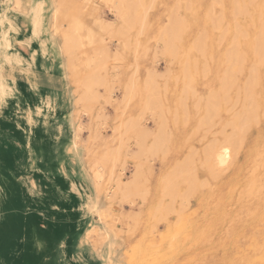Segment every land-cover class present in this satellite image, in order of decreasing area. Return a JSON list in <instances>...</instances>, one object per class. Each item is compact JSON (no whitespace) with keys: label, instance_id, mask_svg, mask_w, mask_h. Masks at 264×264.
I'll return each mask as SVG.
<instances>
[{"label":"rangeland","instance_id":"1","mask_svg":"<svg viewBox=\"0 0 264 264\" xmlns=\"http://www.w3.org/2000/svg\"><path fill=\"white\" fill-rule=\"evenodd\" d=\"M120 1L68 0L64 3L61 8L62 25L76 40L74 47L71 46L70 55L67 54L73 62H70L68 69L63 67L67 57L64 58L59 49L62 37L58 34L59 38L57 36V41L54 42L58 55L48 34L44 32L46 23L41 17L38 18L39 22L34 24L32 32L33 36H40L41 30L43 36L40 38L42 65L39 58L37 61L42 73L39 75L41 80L36 79L39 83L36 91L33 77L32 80L29 77L24 79L29 87L15 81V74L28 75L31 72L27 68L31 65L30 60L22 57L19 51L20 46L29 48L31 39L27 36L25 42L19 41L22 29L18 18L11 16L8 19L6 16L13 0H0L3 3L0 5V131L7 132L4 136L5 143H1L0 148H9L0 150L3 164L8 168L4 178L0 177V264H102V259L108 264H135L141 261V264H244L247 257L257 255L255 240L264 238V55L262 60L257 59L251 46L258 36L264 40V14L260 9L264 0H221V3L220 0H130L138 2V5L130 9L133 18L130 28L124 26L125 21L113 9ZM234 3L240 5L236 6ZM48 9L44 10L47 17L50 13ZM172 12L176 13L175 17ZM31 14L38 17L36 12ZM171 16L181 18L179 20L182 25L172 43V47L178 48L174 47L165 54L167 51L163 44V33L172 21ZM21 23L25 25L24 20H20ZM213 25L221 27L214 26V30ZM121 29L124 33H121ZM223 31L225 34L222 35ZM161 36L163 37L160 38ZM220 37L223 41H220ZM162 39L164 42H161ZM202 48L203 51L205 48L206 54L201 53ZM230 53L241 56L242 61L237 63L239 65L231 66L228 62ZM170 54L172 57H169ZM96 56L100 62H97ZM243 60L246 61L243 63ZM46 68L50 71H47L49 75ZM228 68L232 69L229 71ZM97 69L102 71L96 75ZM224 73L229 80L227 82H232L231 86L228 85L230 89L233 87L231 90L227 85V88L224 86ZM93 77H100L101 83H92ZM251 78L257 84L252 83ZM89 82L93 88L87 91L83 87ZM84 83L86 84L83 85ZM130 86H134V89ZM222 86L227 92L230 90V94ZM126 89L127 92L132 90V95L131 92L126 93ZM93 92L97 97L93 96ZM38 94L42 99L35 112L37 115L42 112V121L34 125V119L31 122L28 118L33 115L29 110L32 104L28 105L26 100L32 102ZM85 95L88 102L84 100ZM154 95L158 98H153ZM152 98L159 107L153 106L155 104ZM85 102L86 107L88 105L86 109L92 114L86 111ZM210 105L214 107V112ZM247 109L252 110L251 116H247ZM242 115L244 116L241 117ZM73 118L78 123H73ZM242 122L244 126L239 130ZM160 127L164 128L161 132L165 135L159 133L162 130ZM34 130L47 132L48 140L44 141H48V150H35L39 143L34 140L33 148L29 144L30 148L27 149L25 138ZM78 130L80 131L77 132ZM158 133L165 136V139ZM76 134L79 151L74 153L69 151L66 144ZM230 134H233L232 138H237H234L237 143L233 139L231 151H236L235 154L231 152L229 161L232 167H224V172L215 170L213 175L207 169L209 165L203 154L208 152L211 143L222 144ZM62 136L65 139L59 140ZM153 137L163 144H159L161 149L157 147V152L153 151L156 154L150 151L153 141H156ZM0 141L2 142V136ZM240 141L243 143H238ZM141 145L146 154L139 157ZM43 147L45 148L44 144ZM103 160L106 161L102 171L103 180H99V190H94L93 186L92 189L99 200L104 198L103 201L108 204L103 209L106 224H100L99 232V219L96 214L91 216L96 234L94 231L87 236L88 239L84 238L83 242L78 243L84 249V258L75 261V237L90 219L85 217V189L71 166H77L86 183L96 173L95 164L102 163ZM183 162L188 167L182 165ZM135 167L142 170L141 173ZM228 167L230 169L226 170ZM171 170L174 178L170 176ZM68 172L76 179L68 178ZM136 172L143 176L140 179L141 187L125 197L120 194L116 185L121 180H131L137 175ZM33 182L42 184L43 190ZM47 182L65 191V210L57 207L61 204L59 201L45 195V190L50 191L44 189ZM64 182L66 185H63ZM188 183L194 184L195 188ZM170 186L176 188L174 192L171 187L170 198L172 192L173 197L178 194L175 199L171 198L174 202L169 198L164 199L165 195H169L166 188ZM169 204H173L172 209L175 210ZM124 207L132 214H126ZM167 207L172 211H166ZM176 212L181 214L176 215ZM107 228L112 229L108 230V235ZM183 234L188 236H182ZM166 235L169 236L167 240ZM171 235L177 243L171 240ZM115 239L117 241L114 242ZM111 241L114 242L112 245ZM180 241L182 242L179 243ZM133 257L136 258L134 261L131 259ZM111 258L113 262L110 261Z\"/></svg>","mask_w":264,"mask_h":264},{"label":"bare ground","instance_id":"2","mask_svg":"<svg viewBox=\"0 0 264 264\" xmlns=\"http://www.w3.org/2000/svg\"><path fill=\"white\" fill-rule=\"evenodd\" d=\"M68 0H13V2H12V5H13V9H11L12 10V14L11 15H13L14 17H16V18H23V20L25 21V22H27L29 25H31V24H35V23H37V22H39V20H38V18L39 17H41V20L43 21L44 20V22L46 23V27H45V34L47 33L48 34V38L50 39V41L52 42V44H53V48H55L56 46H55V41H57V36H58V34L62 37V39H61V45L59 46V49H60V53H61V55L62 56H64V58H65V56L67 57V60H66V62H64L65 64L63 65V67H65V69H68L69 67H70V62H71V60H70V58L71 57H69V55H70V51H71V46H73L74 47V45L73 44H76V40H75V37H73L72 35H70V34H68V32L64 29V27H63V25H62V20H63V15H62V13H61V8L64 6V3L65 2H67ZM107 1H109V0H107ZM117 1V0H116ZM140 1V0H139ZM154 0H152L151 2H153ZM219 1V0H218ZM252 1V0H251ZM250 1V2H251ZM255 1V0H254ZM118 2H119V0H118ZM215 2V1H214ZM234 2H235V0H234ZM218 3V2H217ZM220 3H221V0H220ZM139 4H140V2H139ZM252 4V3H251ZM251 4H249V5H251ZM263 4V3H262ZM136 5H138V2L136 3V2H134V1H130V0H121L120 1V3L116 6V8H115V6H114V8L113 9H116V12H117V16H120L125 22H124V26L126 27V25L130 28V26H132V24H133V22H131L132 21V14H131V12H130V9L133 7V6H136ZM234 5H236L235 3H234ZM238 5V4H237ZM236 5V6H237ZM240 5V4H239ZM238 5V6H239ZM246 5V4H245ZM253 5V4H252ZM251 5V6H252ZM187 6H188V4H187ZM177 7V6H176ZM214 7V6H213ZM49 8V9H48ZM238 8V10L240 9V7H237ZM45 9H48L49 10V15H48V17H47V14H45L44 13V10ZM260 9H261V12H262V15L264 14V4L260 7ZM186 10H190V9H188V8H186ZM175 11V10H174ZM241 11V10H240ZM38 13V17L36 18V17H33V14H31V13ZM188 12V11H187ZM235 12V11H234ZM173 14H174V12H172ZM235 13H238L237 11L235 12ZM176 14V13H175ZM175 14L173 15L174 17H175ZM116 15V14H115ZM224 15V14H223ZM236 15V14H235ZM261 15V16H262ZM236 16H238V15H236ZM251 16V15H250ZM249 16V17H250ZM47 17V18H46ZM172 17V16H171ZM174 17H172V19H170V20H172L170 23H169V25L166 27V29L164 30V33H163V36H164V38H165V43H163L164 44V46H165V50L167 51V52H164L165 54L166 53H168L169 51L171 52L172 51V49L174 48V47H177V46H173L172 47V43H173V41L177 38V32H178V30L179 29H181V25H182V21H180L181 20V18H179V19H177L178 17H176V18H174ZM219 17V16H218ZM221 17V16H220ZM207 18V17H206ZM262 18V17H261ZM218 19H220V18H218ZM259 19H260V17H259ZM119 20V19H118ZM169 20V21H170ZM66 22V21H65ZM215 22H217V21H215ZM221 22H223V21H221ZM220 22V23H221ZM220 23L218 24V25H220ZM224 23V22H223ZM218 25H216L218 28H220L223 24H221V26H218ZM32 26V25H31ZM215 25H213L212 26V28L214 27ZM215 26V27H216ZM228 26V25H227ZM183 27H186V26H183ZM121 28V27H120ZM120 28H119V30H120ZM239 28V27H238ZM241 28V27H240ZM214 29V28H213ZM227 29V28H226ZM122 30V29H121ZM128 30V29H127ZM127 30L125 31V32H127ZM215 30V29H214ZM217 30H219V29H217ZM242 30V29H241ZM123 31V30H122ZM129 31V30H128ZM236 31V30H235ZM240 31V30H239ZM238 32V31H237ZM261 32V31H260ZM121 33H124V31L123 32H121ZM180 35H181V33H179ZM223 34H225V32L223 31V33H222V35ZM239 34V33H238ZM161 35V34H160ZM246 35V34H245ZM121 36V35H120ZM163 36H161L160 38H162ZM205 36H207L208 37V35H205ZM244 36V35H243ZM124 37V36H123ZM204 36H202V38H203ZM206 37V38H207ZM223 37V36H222ZM248 37V36H247ZM247 37H246V39H247ZM58 38H59V36H58ZM181 38V37H180ZM225 38V37H224ZM197 39V38H196ZM223 39V38H222ZM221 39V37H220V41L222 40ZM237 39V38H236ZM180 40H182V39H180ZM198 40V39H197ZM196 40V41H197ZM204 40H207V39H205V37H204ZM238 40V39H237ZM236 40V41H237ZM164 42V40L162 39L161 40V42ZM208 41V40H207ZM223 41V40H222ZM263 41L264 40H262L261 39V36H258V37H256L254 40H253V42H252V45L251 46H253V53H254V56L257 58V59H259V60H262V58H263V55H264V45H263ZM177 42V41H176ZM179 42V41H178ZM180 42H182V41H180ZM198 42V41H197ZM199 42L200 43H203L202 42V40H199ZM235 42V41H234ZM175 43V42H174ZM193 43H195V42H193ZM220 43V42H219ZM220 44H222V43H220ZM237 45H239L238 43H236ZM175 45V44H174ZM192 45V44H191ZM201 45V44H200ZM205 45H206V43H205ZM163 46V47H164ZM72 47V48H73ZM196 48V50H197V47L196 46H193V48ZM202 47V45L200 46V48ZM203 47H205L206 48V46H204V44H203ZM230 47H233V45L231 46L230 45ZM178 48V47H177ZM194 48V49H195ZM199 48V49H200ZM205 48H204V51H203V48H202V51L204 52H201L202 54H206L205 53ZM233 48H235V47H233ZM237 48V47H236ZM74 49V48H73ZM175 50H177V49H175ZM175 50H173L174 52H175ZM178 51V50H177ZM201 51V50H200ZM230 51V50H229ZM228 51V52H229ZM231 51H234V50H231ZM230 51V52H231ZM235 51H237V49L235 50ZM55 52H57L56 51V48H55ZM190 52V51H189ZM237 52H239V50L237 51ZM73 53V52H72ZM176 53V52H175ZM185 53V52H184ZM57 54H58V52H57ZM67 54H69L68 56H67ZM174 54V53H173ZM199 54V53H198ZM59 55V54H58ZM72 55V54H71ZM61 56V57H62ZM172 57V55L170 54L169 55V57ZM174 56L176 57V55L174 54ZM202 56V55H201ZM226 57V56H225ZM204 58V57H203ZM96 60H97V56H96V58H95ZM175 59V58H174ZM177 59V58H176ZM243 59V58H242ZM187 61H188V59H186ZM204 60H206V59H204ZM241 60V56H239V55H237V54H234V53H230V55H229V60H228V62H230L231 63V66H232V64H235V66H236V64L237 63H239V61ZM65 61V60H64ZM95 61V60H94ZM173 61H176V60H173ZM242 61V60H241ZM244 61H246V60H243V63H244ZM97 62H100V61H98L97 60ZM197 62V61H196ZM73 62H71V64H72ZM106 63V62H105ZM185 63H188V62H185ZM190 64H191V62H189ZM243 63L241 62V66H243ZM264 63V62H263ZM99 64V63H98ZM195 64V63H194ZM228 64V63H227ZM195 65H197V64H195ZM237 65H239V64H237ZM171 66V65H170ZM234 66V65H233ZM62 67V66H61ZM72 67V66H71ZM101 67V66H100ZM187 67V66H186ZM194 67V66H193ZM209 67V66H208ZM205 68V67H204ZM253 68V67H252ZM47 70L46 71H48V72H50L49 70H48V68H46ZM71 69V68H70ZM69 69V70H70ZM101 69V68H100ZM100 69H97L98 70V72H96V75L99 73V71H102V70H100ZM198 69V68H197ZM229 69V68H228ZM230 69H232V68H230ZM230 69H229V71H230ZM241 70H243V67H241L240 68ZM239 69V70H240ZM189 70V69H188ZM251 70V69H250ZM71 71V70H70ZM92 71V70H91ZM186 71V70H185ZM204 72L206 71V70H203ZM252 71V70H251ZM251 71L249 72L251 75H252V73H251ZM254 71H257V70H254ZM234 72H232V74H233ZM240 73H241V71H240ZM100 74V73H99ZM196 74V73H195ZM228 74V73H227ZM236 74V73H235ZM68 75V74H67ZM90 75V74H89ZM93 75H95V74H93ZM194 75V74H193ZM206 74H204L203 73V77L205 76ZM231 75V74H230ZM250 75V77H252ZM51 76V75H50ZM226 75H225V73H224V77H225ZM228 76V75H227ZM232 76V75H231ZM234 76H236V75H234ZM192 77V76H191ZM190 77V78H191ZM207 76H205V78H206ZM257 78H258V76H256ZM46 78V77H45ZM68 78H70V77H68ZM88 78V77H87ZM90 78V77H89ZM94 79H93V82L92 83H94V84H96V82H98V83H101L100 82V80L101 79H97L96 77H93ZM187 78H188V76H187ZM225 78H226V80H225ZM224 79H223V81L225 80V82H224V86L226 87V85H227V87H229L228 85H230L227 81H229V80H227V77H225ZM47 79V78H46ZM106 79V78H105ZM228 79H229V77H228ZM252 79V78H251ZM254 79V78H253ZM253 79H252V81H253ZM103 80V79H102ZM249 80H250V78H249ZM53 81V80H52ZM66 81V80H65ZM185 81V80H184ZM187 81H189L188 79H187ZM252 81H250V82H252ZM256 81V80H255ZM255 81H253L252 83H256L257 84V82H255ZM86 82V81H85ZM130 82V81H129ZM128 82V83H129ZM234 82V81H233ZM248 82V81H247ZM106 83V82H105ZM132 83V82H131ZM86 83H84L83 85H85ZM93 84V85H94ZM223 84V83H222ZM80 85V84H79ZM87 85V87H85ZM83 88H87V91L89 90H91L93 87H91L92 86V84H90V82L88 83V84H86ZM131 85V84H130ZM133 85V84H132ZM233 85V84H232ZM253 85V84H252ZM251 85V86H252ZM67 86V85H66ZM96 86V85H95ZM101 86V85H100ZM188 86V85H187ZM231 86V85H230ZM249 86V85H248ZM8 87L10 88V89H12V90H14V88L12 87L11 88V86L10 85H8ZM126 87H128V86H126ZM130 87H132V86H130ZM134 87V86H133ZM132 87V88H133ZM223 87V86H222ZM225 87H223L224 89H226ZM186 88V87H185ZM233 88V87H232ZM231 88V89H232ZM245 88H246V86H245ZM253 88V87H252ZM134 89V88H133ZM223 89V90H224ZM229 89H230V87H229ZM230 89V90H231ZM230 90H228V92L230 91ZM247 90V89H246ZM132 90H130V91H128L129 93L131 92ZM224 91H226L227 92V89L226 90H224ZM248 91V90H247ZM127 92V89H126V93H128ZM134 92V91H133ZM227 92V93H228ZM75 93V92H74ZM87 93V92H86ZM90 93V92H89ZM92 93V92H91ZM154 93H156V92H154ZM223 93V92H222ZM227 93H225L226 95H227ZM240 93V92H239ZM76 94V93H75ZM93 96H96V94L93 92ZM151 94V93H150ZM225 94H224V96H225ZM228 94H230V92L228 93ZM250 94V93H249ZM71 95H73V92H72V94ZM87 95H88V93H87ZM131 95H132V92H131ZM131 95H126V97L127 96H131ZM156 95V94H155ZM153 96V98L154 97H156V96ZM185 95V94H184ZM214 95V94H213ZM213 95H212V97H213ZM239 95V94H238ZM237 95V96H238ZM248 95V94H247ZM86 96V95H85ZM91 96H92V94H91ZM219 96V95H218ZM75 97H76V95H75ZM97 97V96H96ZM96 97H95V99H96ZM187 97V96H186ZM185 97V98H186ZM227 97V96H226ZM230 97V96H229ZM83 98H84V96H83ZM87 96H86V98L84 99L86 102H88L87 101ZM92 98V97H91ZM129 98V97H128ZM148 98H151V96H148ZM152 98V99H153ZM156 98H158V97H156ZM220 98V97H219ZM228 98V97H227ZM237 98H239V97H237ZM248 98V97H247ZM131 99V98H130ZM215 99V98H214ZM226 99V98H225ZM80 100H82V97H80ZM109 100V99H108ZM237 100V99H236ZM245 100V99H244ZM263 100V99H262ZM75 101V100H74ZM73 101V102H74ZM123 101V100H122ZM125 101V100H124ZM123 101V102H124ZM154 99H153V103H154ZM157 101V100H156ZM159 101V100H158ZM214 101V100H213ZM219 101V100H218ZM228 101V100H227ZM238 101V100H237ZM254 101V100H253ZM79 102H82V101H79ZM78 102V103H79ZM86 102H85V109L86 108H88V105H87V107H86ZM89 102H91V99H90V101ZM121 102V101H120ZM126 102V101H125ZM149 102V101H148ZM231 102V101H230ZM236 102V101H235ZM76 103V102H75ZM122 103V102H121ZM129 103H130V101H129ZM128 103V104H129ZM88 104V103H87ZM150 104V103H149ZM152 104V103H151ZM155 105H153V106H157V107H159L158 105H157V103H154ZM214 104V103H213ZM228 104V103H227ZM253 104V103H252ZM252 104H250V105H252ZM75 105H77V104H75ZM218 105V104H217ZM216 105V107H218ZM236 105H238V104H236ZM235 105V106H236ZM249 105V104H248ZM80 105H78V107H79ZM234 106V108L236 109L237 107H235ZM76 107V106H75ZM81 107V106H80ZM243 107V106H242ZM256 107V106H255ZM258 107V106H257ZM77 108V107H76ZM210 108L211 109H213V111L212 112H214V107H211V105H210ZM233 108V107H232ZM20 109H24L23 107L21 108L20 107ZM75 109V108H74ZM73 109V110H74ZM82 109H84V108H82ZM81 109V110H82ZM90 109V108H89ZM92 109V108H91ZM207 109H209V107L207 108ZM234 109V110H235ZM243 110H244V108H242ZM88 109H86V111H87ZM246 110V109H245ZM248 110V109H247ZM78 111V110H77ZM90 111H92V110H90ZM209 111V110H208ZM249 111V113H248V115L247 116H251L252 115V113L253 112H250V111H252V110H248ZM253 111H255V110H253ZM88 112H89V110H88ZM210 112V111H209ZM256 112V111H255ZM92 114V112H89V114ZM229 113V112H228ZM227 113V114H228ZM231 113V112H230ZM229 113V114H230ZM240 113V112H239ZM250 113H251V115H250ZM257 113V112H256ZM74 114V113H73ZM80 114V112H78V114L77 115H79ZM87 114V113H86ZM245 114V113H244ZM76 115V114H75ZM254 115V117L253 118H255V114H253ZM73 116V115H72ZM92 116V115H91ZM90 116V117H91ZM237 116H239V115H237ZM244 115H242L241 117H243ZM76 117V116H75ZM74 117V118H75ZM213 117H216V116H213ZM217 117H218V115H217ZM234 117V116H233ZM232 117V118H233ZM245 117H246V115H245ZM73 118V119H74ZM234 118H236V116L234 117ZM256 118H259V116L258 117H256ZM75 119H77V118H75ZM75 119H74V121H72L73 123H75V122H77L78 123V121H75ZM78 119H79V116H78ZM215 119V118H214ZM243 119V118H242ZM250 119V118H249ZM58 120V119H57ZM159 120H161L160 118H159ZM247 120V119H246ZM236 121V120H235ZM240 122H241V120H239ZM243 121V120H242ZM244 121H245V119H244ZM259 121H260V119H259ZM237 122V121H236ZM239 122V123H240ZM256 122H257V120H256ZM72 123V124H73ZM246 123V122H245ZM228 124H231V123H228ZM227 124V125H228ZM234 124V123H233ZM78 125V124H77ZM80 125V124H79ZM86 125V124H85ZM129 125V124H128ZM163 125V124H162ZM247 125V124H246ZM257 125V124H256ZM73 126V125H72ZM75 126V125H74ZM121 126V125H120ZM130 126V125H129ZM128 126V128H130ZM230 126V125H229ZM229 126H228V129H229ZM235 126V125H234ZM244 126V124H243V122H242V125L240 124V127H239V130H240V128H242V127ZM89 127V126H88ZM132 127V126H131ZM162 127V126H161ZM160 127V129H162ZM248 127V126H247ZM258 127V126H257ZM124 128H127V127H124ZM236 128V127H235ZM234 128V130H236ZM84 129V128H83ZM121 129V128H120ZM132 129V128H131ZM131 129H130V131H131ZM160 129H158V130H160ZM249 129V128H248ZM119 130V129H118ZM118 130H116V131H118ZM164 130V128L162 129V130H160L159 131V133L161 132V131H163ZM233 130V129H232ZM250 130V129H249ZM249 130H248V132H249ZM75 131H76V129H75ZM80 130H78L77 132H79ZM129 131V130H128ZM147 131V130H146ZM244 132H246V130L244 129L243 130ZM95 132V131H94ZM232 132V131H231ZM235 132V131H234ZM76 133V132H75ZM74 133V134H75ZM124 133H126V132H124ZM123 133V134H124ZM158 133V134H159ZM162 133V132H161ZM239 132H237V134H238ZM73 134V135H74ZM163 134V133H162ZM161 134V135H162ZM236 134V135H237ZM246 134V133H245ZM65 135H66V133H65ZM114 135H115V133H114ZM141 135V134H140ZM160 135V134H159ZM159 135H158V137H159ZM160 135V136H161ZM163 135H165V134H163ZM162 135V136H163ZM235 135V136H236ZM97 136V135H96ZM123 136V135H122ZM229 136V135H228ZM231 136H233V134H230V137H228V138H226V141L224 142V143H222V144H216L215 143V145H212V143H211V145H210V149H208L207 150V148L208 147H206V150L208 151L206 154H203L204 156L206 155V157L204 158L205 160H206V164H208L209 165V168H207V169H210V172L213 174V175H215V173H216V171H218V170H221V171H223L222 169H224V167H226L227 168V166L228 165H230L231 167H232V165L229 163V161H231V152H234V151H236V150H234V151H231L232 150V145H233V139L234 138H236V137H231ZM94 137V136H93ZM144 137V136H143ZM77 134L75 135V137H73V139H71V138H69V141H68V143L66 144L67 145V147H69V151H72V152H77V151H79L78 150V142H77ZM154 138V140L157 138V136H156V138L155 137H153ZM163 138L165 139V136H163ZM231 138H232V140H231ZM142 139V138H141ZM140 139V140H141ZM163 139V141L165 142V140ZM168 139V138H167ZM237 139V138H236ZM241 140H243V139H241ZM246 141V140H245ZM94 142V141H93ZM92 142V143H93ZM138 142V141H137ZM140 142V141H139ZM147 142V141H146ZM160 140L159 139H156V141L154 142L153 141V145L151 146L152 148L150 149V151L152 150V152L153 151H156L157 152V150L163 145V144H160ZM167 142V141H166ZM234 142H236L235 141V139H234ZM141 143H143V142H141ZM219 143V142H218ZM237 143V142H236ZM238 143H243V142H238ZM257 143V142H256ZM81 144V143H80ZM161 146H160V145ZM213 144H214V141H213ZM239 144V145H240ZM89 145V144H88ZM138 146H140V145H138ZM165 146V145H164ZM163 146V147H164ZM238 146V145H237ZM81 147H83V146H81ZM157 147H158V149H157ZM243 147V146H242ZM90 148H93V147H90ZM86 149V148H85ZM88 149V148H87ZM144 148H143V145H141V151H140V154H139V157H140V155L142 156L144 153L146 154V150H143ZM157 149V150H156ZM161 149V148H160ZM164 149H166L165 147H164ZM89 150V149H88ZM205 150V149H204ZM203 150V153L205 152ZM237 150H239V149H237ZM86 151V150H85ZM90 151V150H89ZM114 151V150H113ZM162 151V150H161ZM88 152V151H87ZM113 153V152H112ZM111 153V154H112ZM139 153V152H138ZM138 153H137V157H138ZM153 153H155V152H153ZM199 153V152H198ZM238 153V152H237ZM258 153V152H257ZM89 154V153H88ZM156 154V153H155ZM233 154V153H232ZM234 154H235V152H234ZM158 155H159V153H158ZM193 155V154H192ZM36 156V155H35ZM64 156V155H63ZM112 156V155H111ZM151 156H153V154L151 155ZM157 156V155H156ZM94 157V156H93ZM107 157V156H106ZM106 157H104V158H106ZM135 157H136V155H135ZM136 157V158H137ZM138 157V158H139ZM88 158V157H87ZM92 158V157H91ZM103 158V159H104ZM250 158V157H249ZM91 160H93V159H91ZM96 160V159H95ZM101 160V159H100ZM106 161H107V159H105ZM186 160H187V158H186ZM60 161V160H59ZM97 161V160H96ZM106 161H102V163H96L95 164V166H96V170H95V175L93 176V177H89V180H90V182L87 180L86 181V183L83 181V177H82V175H80L79 174V171L77 170V166L76 165H72L71 166V168L73 169V173H74V175H77L78 176V178L80 179L79 181H80V183L82 184V186H83V188L85 189V198H87L88 199V205H87V208H86V211L85 212H88V214H87V216L89 217V221L87 222V224H85V227L82 229V228H80L79 229V233L76 235V237H75V240H74V244H73V251H74V255L78 258V259H82V257H83V248L78 244V243H80V241H82L84 238L86 239L87 238V236H89L90 235V233H94V231H95V234H96V230H94V221H93V219H92V217L91 216H93V214L95 215V216H97L98 217V222H97V224L99 223V225H98V228H99V232H100V224L102 223V226L103 225H105L106 223H104V219L103 218H105L104 216H105V213H104V207H106L105 205H107L108 206V204H106L103 200H105L104 198L103 199H101V200H99V197L98 196H95V193H94V190H99V183H100V179L101 180H103L102 179V171H104V168H105V164H106ZM188 161V160H187ZM190 161V160H189ZM188 161V162H189ZM199 162V161H198ZM235 162V161H234ZM133 163H135V162H133ZM229 163V164H228ZM141 164H143V163H141ZM141 164L139 165V166H141ZM181 164V163H180ZM60 165V164H59ZM108 165V164H107ZM179 165V164H178ZM182 165H184V166H187V164L185 165L184 164V162L182 163ZM88 166V165H87ZM94 166V167H95ZM229 166V167H230ZM84 167H85V165H84ZM94 167H92V168H94ZM179 167V166H178ZM188 167V166H187ZM228 167V169H226V170H229L230 168ZM116 168V167H115ZM135 168H137V167H135ZM180 168V167H179ZM182 168V167H181ZM180 168V169H181ZM95 169V168H94ZM139 168H137V170H138ZM178 169V168H177ZM263 169V168H262ZM8 170V168L6 167V166H4V164H3V160L1 159V156H0V177H2V178H4V176H5V173H6V171ZM187 170V169H186ZM188 170H189V168H188ZM204 170V169H203ZM216 170V171H215ZM86 171V170H85ZM136 171V170H135ZM139 171H140V169H139ZM138 171V172H139ZM142 171V170H141ZM141 171H140V173H141ZM144 171V170H143ZM91 172H92V170H91ZM90 172V173H91ZM175 172V171H174ZM178 172H180L179 170H178ZM177 172V173H178ZM224 172V171H223ZM242 172V171H241ZM120 173V172H119ZM134 173V172H133ZM137 173V172H136ZM145 174H146V172H144ZM217 173H220V172H217ZM88 174V173H87ZM183 174V173H182ZM192 174V173H191ZM210 174V173H209ZM89 175V174H88ZM93 175V174H92ZM125 175V174H124ZM123 175V176H124ZM175 175V174H174ZM190 174H188V176H189ZM217 175V174H216ZM118 176H120V175H118ZM122 176V175H121ZM145 176V175H144ZM170 176H172V178H174L173 177V175H172V170H171V175ZM222 176V175H221ZM143 176H142V174H138L137 173V175H135V176H133L132 177V179L131 178H129V179H131V180H129V181H127V182H121L120 180V182L119 183H117L118 185H116V187L118 186V189H119V191L121 192L120 194H122L123 196H127V197H129L132 193V191L133 190H136L139 186H140V179L142 178ZM183 177H184V174H183ZM194 177V176H193ZM214 177V176H213ZM220 177V176H219ZM218 177V178H219ZM239 177V176H238ZM85 178V177H84ZM113 178V177H112ZM117 178V177H116ZM122 178V177H121ZM179 178H182V176L181 177H178V179ZM191 178V177H190ZM212 178V177H211ZM120 179V178H119ZM124 179V178H123ZM164 179H168V181L170 180L169 178H166V177H164ZM216 179V178H215ZM144 180V179H143ZM177 180V177H176V179H175V181ZM196 180V179H195ZM213 180H214V178H213ZM218 180V179H217ZM146 180H144V182H145ZM167 181V182H168ZM254 181V180H253ZM191 182H193V181H191ZM196 182L197 181H195L194 182V184H195V186H196ZM184 183H186V181L184 182ZM33 184L36 186V187H41V191L43 190V185L42 184H39V183H36V182H33ZM145 184V183H144ZM143 184V185H144ZM167 183H165V185H166ZM172 184V183H171ZM170 184V185H171ZM187 184V183H186ZM189 184V183H188ZM192 184V183H191ZM191 184H189V185H191ZM194 184L193 185H191V186H193L194 187ZM240 184H242V183H240ZM33 185V186H34ZM142 185V186H143ZM178 185V184H177ZM244 185V184H243ZM248 185H249V183H248ZM251 185V184H250ZM249 185V186H250ZM255 185V184H254ZM92 186H93V188H94V190L92 189ZM141 187V186H140ZM171 187L172 186H170V188L169 187H167L166 188V190H167V192H168V196L167 195H165V198L164 199H166V198H169V200L173 197V192H172V197L170 198V192L169 191H171L170 189H171ZM174 187H175V185H174ZM179 187V186H178ZM238 187H239V185H238ZM35 188V187H34ZM49 189L50 191H46L45 190V195H47L50 199H54L55 201H59L60 203H61V200L59 199V197L55 194V192L53 191V189L51 188V186L47 183V185H45L44 186V189ZM173 188V187H172ZM195 188V187H194ZM252 188V187H251ZM174 189V188H173ZM176 189V188H175ZM175 189H174V192H175ZM179 189V188H178ZM258 189V188H257ZM143 190V189H142ZM263 190V189H262ZM141 191V190H140ZM145 192V191H144ZM177 192V191H176ZM257 192V191H256ZM98 193V192H97ZM119 193V192H118ZM146 193V192H145ZM144 193V194H145ZM141 194H142V191H141ZM166 194V193H165ZM122 195H121V197H122ZM135 195V194H134ZM176 195H178V194H175V196ZM202 195V194H201ZM113 196V195H112ZM111 196V197H112ZM174 196V197H175ZM96 197H98V199L96 198ZM110 197V198H111ZM173 197V199H175ZM108 198V197H107ZM119 198V197H118ZM124 198V197H123ZM143 198H145V197H143ZM177 198V197H176ZM141 199H142V197H141ZM173 199H171L173 202H174V200ZM114 200V199H113ZM144 200V199H143ZM109 201V200H108ZM177 200H175V202H176ZM231 201H232V199H231ZM110 202V201H109ZM170 202V201H169ZM163 203V202H162ZM168 204V203H167ZM179 204V203H178ZM177 204V205H178ZM170 205V204H169ZM168 205V206H169ZM173 204H171L170 205V207L172 206ZM175 205H176V203H175ZM167 206V205H166ZM179 207H180V205H178ZM57 207L58 208H62V203L60 204V205H57ZM170 207L168 208H166V211H167V209L169 210L170 209ZM174 207V205L171 207V209ZM239 207V206H238ZM104 209V210H103ZM106 209H108V208H106ZM170 209V210H171ZM180 208H178V210H179ZM172 210H175V208L174 209H172ZM171 210V211H172ZM178 210H177V212H178ZM181 210V209H180ZM107 211H109V210H107ZM177 212H176V215H179V214H181V213H178L177 214ZM263 212V211H262ZM170 214V213H169ZM108 215V214H107ZM172 215H174V214H172ZM176 215H174V216H176ZM213 216V215H212ZM252 216V215H251ZM109 217V216H108ZM259 219H260V216L258 217ZM258 219V220H259ZM262 219H263V222H264V215H263V217H262ZM92 221H93V224H92ZM115 223V222H114ZM223 223V222H222ZM263 224V223H262ZM175 225H177V224H175ZM175 225H174V227H175ZM116 226V225H115ZM106 227V226H105ZM1 228V227H0ZM104 228V227H103ZM109 228V227H108ZM107 228V230H106V232L110 229H108ZM170 228H171V225H170ZM68 229V228H67ZM172 229V228H171ZM244 229V228H243ZM116 230V229H115ZM98 231V230H97ZM109 231H112V229L111 230H109ZM109 231H108V233H107V235L109 234ZM202 231H203V227H202ZM105 232V231H104ZM105 232V233H106ZM212 232V231H211ZM6 233V232H5ZM7 233H8V231H7ZM6 233V234H7ZM130 233V232H129ZM134 233V232H133ZM170 233V232H169ZM200 233V232H199ZM118 234V233H117ZM117 234H115V235H117ZM173 234V233H172ZM180 234V233H179ZM188 234V233H187ZM2 235H4V234H2ZM129 235V234H128ZM135 235V234H134ZM169 235V234H168ZM168 235H166L167 237H166V240H167V238L169 239V236ZM188 236V235H186V234H183L182 236ZM172 237V239L171 240H174L173 239V235H171ZM207 236H208V234H207ZM236 236V235H235ZM6 237V236H5ZM7 237H8V235H7ZM10 237V236H9ZM102 236H100V238H101ZM119 236H117V237H115L114 236V238H118ZM165 237V236H164ZM198 237H203V236H198ZM204 237H206V236H204ZM203 237V238H204ZM3 238H4V236H3ZM106 238V237H105ZM113 238V239H114ZM6 239V238H5ZM4 239V240H5ZM88 239V238H87ZM195 239V238H194ZM193 239V240H194ZM197 239V238H196ZM254 239V238H253ZM8 240H10V238H8ZM103 240V239H102ZM106 240H107V238H106ZM110 240V239H109ZM108 240V241H109ZM112 240V239H111ZM179 240H181V239H179ZM200 240V239H199ZM104 241V240H103ZM115 241H117L116 239L114 240V242ZM203 241V240H202ZM9 242V241H8ZM83 242V241H82ZM104 242H106V241H104ZM112 242V241H111ZM114 242H112L111 243V245L114 243ZM145 242V241H144ZM171 242V241H170ZM173 242V241H172ZM174 242H176L175 240H174ZM182 241H180L179 243H181ZM251 242H253V240L251 241ZM6 243V242H5ZM118 243V242H117ZM115 244V245H118V244ZM140 243H141V241H140ZM150 243V242H149ZM177 243V242H176ZM2 244V243H1ZM9 244H10V242H9ZM102 244H104L103 242H102ZM171 244V243H170ZM192 244V243H191ZM199 244V243H198ZM198 244H197V246H198ZM206 244V243H205ZM209 244V243H208ZM87 245H88V243H87ZM138 245H139V243H138ZM177 245V244H176ZM180 245H182V244H180ZM210 245V244H209ZM183 246V245H182ZM189 246H191V245H189ZM1 247V246H0ZM104 247V246H103ZM108 247L109 248H111V246L108 244ZM113 247H114V245H113ZM116 247V246H115ZM127 247V246H126ZM170 247V246H169ZM177 247V246H176ZM180 247V246H179ZM188 247V246H187ZM186 247V248H187ZM192 247V246H191ZM194 247V246H193ZM196 247V246H195ZM208 247V246H207ZM249 247V246H248ZM254 247V246H253ZM185 248V249H186ZM226 248V247H225ZM113 249V248H112ZM242 249V248H241ZM251 249V248H250ZM111 250V249H110ZM177 250H179V249H177ZM176 250V251H177ZM187 250V249H186ZM220 250H222V249H220ZM225 250V249H224ZM255 250H256V252L257 253H255V254H257L256 256H252V257H247V259H246V261L244 262V264H264V238H262L261 240H255ZM254 250V251H255ZM114 251H116V250H114ZM119 251V250H118ZM135 252H136V250H134ZM219 251V250H218ZM253 251V252H254ZM183 252V251H182ZM181 252V253H182ZM190 252V251H189ZM230 252V251H229ZM234 252V251H233ZM245 252V251H244ZM141 253H144V252H141ZM169 253V252H168ZM178 253V252H177ZM176 253V254H177ZM180 253V252H179ZM180 253V254H181ZM118 254V253H117ZM246 254V253H245ZM82 255V256H81ZM109 255H110V253H109ZM108 255V256H109ZM113 255V254H112ZM115 255V254H114ZM113 255V256H114ZM128 255V254H127ZM129 255H131V254H129ZM171 255V254H170ZM172 255H173V253H172ZM7 256V255H6ZM133 256V255H132ZM131 256V257H132ZM140 256H141V254H140ZM118 257V256H117ZM170 257V256H169ZM7 258V257H6ZM84 258V257H83ZM110 258V257H109ZM120 258H121V256H120ZM119 258V259H120ZM135 257H133V258H131V259H133V261L136 259V258H138V256L134 259ZM243 258V257H242ZM110 260V259H109ZM113 259L111 258V262H113L112 261ZM108 261V260H107ZM117 261H118V259H117ZM132 261V260H131ZM130 261V262H131ZM137 261V260H136ZM139 261H141L140 259H139ZM199 261V260H198ZM142 263H143V261H141ZM141 262H139V263H135V264H141ZM1 263V262H0ZM18 264V263H17ZM102 264H108V262L106 263V261L105 260H103L102 259ZM114 264V263H113ZM120 264H121V262H120ZM131 264V263H130ZM145 264H147V262L145 263Z\"/></svg>","mask_w":264,"mask_h":264},{"label":"crops","instance_id":"3","mask_svg":"<svg viewBox=\"0 0 264 264\" xmlns=\"http://www.w3.org/2000/svg\"><path fill=\"white\" fill-rule=\"evenodd\" d=\"M2 4L3 3H0V5L2 6ZM13 6H12V4L11 5H9V10H10V12L8 13V14H6V16L8 17V19L12 16L13 17V15H11L12 13H11V9H13L12 8ZM15 18V17H14ZM11 21H12V19H10ZM10 20H7V21H10ZM20 20H23V18H18V23H19V26L21 27V29H22V32H21V34L19 35V41L20 42H25L26 41V37L27 36H30L29 38L31 39V46L29 47V48H25V47H23V46H20L19 47V51H20V55L22 56V57H24L25 59H28V60H30V62H31V65L30 66H27V63H25V65L27 66V68H29V72L30 73H28V75H25V74H15V76H16V82L18 83V84H24L25 86H28L29 87V85H26L25 84V82H24V79L26 80V78L27 77H29L30 78V80H32L31 78L33 77L34 78V85H33V87H36V88H34L36 91H37V86H39V83L37 82V78L39 79L40 77H39V75L42 73L41 72V70H39L38 68L40 67H38V64H37V61H38V58H39V61H40V63H41V59H40V56H42V49H41V37H43L42 36V32H41V30H39V32L41 33V35L39 36H33L32 35V32H33V24H31V25H29L27 22H25V25L24 24H20ZM10 53V52H9ZM12 53V52H11ZM41 65H42V63H41ZM42 69V68H41ZM46 71V70H45ZM46 73L49 75V73L46 71ZM39 80H41V78L39 79ZM40 99H42V96L41 95H36L35 96V99L32 101V102H29L28 100H26V102L28 103V105H30V104H32L31 105V108L29 109V110H31V112L33 113V115L31 116H29L28 118L30 119V121L31 122H33V119H34V125L37 123V124H40L41 123V121H42V112L40 113V114H36V112H35V108H36V106H37V104H38V102H39V100ZM5 133H7V132H1L0 131V136H2V142L0 141V144L1 143H5ZM31 134H32V136H34L33 137V139H32V136H31ZM31 137V138H30ZM47 137V138H46ZM63 137V136H62ZM25 139H27L26 141H27V143L25 142V144H26V147H27V149H29L30 147L28 146L29 144H32V147L31 148H33V142H32V140H34L35 142L37 141L38 143H39V147H37V146H35V150H45L46 149V146H47V142L48 141H44V140H48V136H47V132H43L42 130L41 131H32V133H30V135L27 137V138H25ZM64 140L65 138L63 137V138H60L59 140ZM6 143H7V141H6ZM43 144H44V146H45V148L43 147ZM9 148H6V147H4V146H2L1 148H0V150H8ZM46 150H48V149H46ZM59 150V149H58ZM35 165V164H34ZM68 178H72L71 180H74V179H76L75 178V176H72L69 172H68ZM77 177V176H76ZM78 180H79V178H78ZM80 182V181H79ZM48 183V182H47ZM73 183V182H72ZM49 184V183H48ZM63 185H66V182H64L63 183ZM51 186V188L53 189V191L55 192V194L59 197V199L61 200V203H62V208L61 209H64L65 210V207L67 208V200H65V198H64V195L63 194H65L61 189H59V188H57V186L55 187L54 185H50ZM74 189H75V186L73 185L72 186ZM61 195L63 196V197H61ZM86 200H87V202H88V199L87 198H85ZM87 205H88V203H87ZM87 205H86V208H87ZM85 208V209H86ZM67 210V209H66ZM124 212L126 213V214H132L131 212H129V210L126 208V207H124ZM87 214H88V212H85V217H88L87 216ZM67 228H68V225H67ZM69 231V230H68ZM73 259L75 260V261H77V257L73 254Z\"/></svg>","mask_w":264,"mask_h":264}]
</instances>
